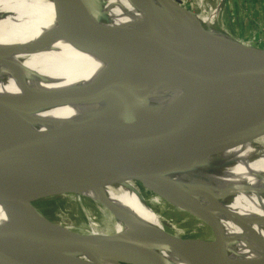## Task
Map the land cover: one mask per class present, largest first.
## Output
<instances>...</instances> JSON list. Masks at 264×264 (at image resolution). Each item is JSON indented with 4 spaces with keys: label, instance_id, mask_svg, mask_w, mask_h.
<instances>
[{
    "label": "water",
    "instance_id": "obj_1",
    "mask_svg": "<svg viewBox=\"0 0 264 264\" xmlns=\"http://www.w3.org/2000/svg\"><path fill=\"white\" fill-rule=\"evenodd\" d=\"M57 1L62 31L78 50L127 65L191 77L211 95L195 103L173 125H135L146 104L145 99L138 98L103 123L42 131L0 148V205H17L30 217L59 227L40 211V201L70 195L99 205L92 199L79 198L75 192L122 181H131L136 188L162 169L264 132V104L257 105V99L264 95V50L259 46L264 35L257 40L253 37L256 50L242 52L249 37L243 38L237 29L231 33L224 24L230 17L231 25L245 23L255 36L264 24V0H199L200 5L191 0V7L183 0H170L172 19H176L178 27H186L183 36L159 26L153 0H137L141 6L149 3L148 30L107 34L94 32L95 15L108 19L100 13L102 0ZM182 12L195 16L200 13L203 21L185 24ZM195 28L206 34L192 38ZM221 60L238 68L228 71L220 66ZM157 112L160 111L154 110L153 114ZM172 185L176 183L172 181ZM178 188L190 210L202 215L215 237L220 236L216 217L186 189ZM38 228L42 231L28 234L23 229L10 232L0 228V264H83L75 259L82 251L91 253L96 264H171L135 249L132 255H115L102 249L117 243L126 247L128 241L139 239L124 230L101 236L100 231ZM157 238L152 236L146 241L158 247L154 242ZM193 240L181 237L178 243Z\"/></svg>",
    "mask_w": 264,
    "mask_h": 264
},
{
    "label": "bare ground",
    "instance_id": "obj_2",
    "mask_svg": "<svg viewBox=\"0 0 264 264\" xmlns=\"http://www.w3.org/2000/svg\"><path fill=\"white\" fill-rule=\"evenodd\" d=\"M196 1L200 5V1ZM153 2L159 26L183 36L186 27H178L176 19H172V2ZM57 4V0H0V120L14 125L22 137L103 123L138 98L145 99L146 104L135 125L148 126L154 122L169 126L180 120L195 103L211 95L191 77L152 67L127 66L82 52L70 41L71 47L58 46L54 40L64 33ZM148 5L144 2L141 6L137 0H118L110 4L102 0L100 13L108 19L95 15L94 32H123L109 31L107 27L112 21L123 18H133L149 29ZM181 18L185 24L196 20L184 12ZM192 33V38L206 34L196 28ZM255 48L244 46L241 51ZM65 50L72 51L74 58ZM219 64L228 71L238 68L226 60ZM263 104L264 95L257 99V105ZM154 110L160 112L154 115ZM245 148L251 150L250 153ZM254 152H260L261 159L264 158V132L162 169L141 183L145 190L154 193L153 201L163 199L205 225L202 215L191 211L182 199L178 186L186 189L188 195L218 220L221 234L217 237L208 228L209 238L196 236L192 237L193 241L178 243L184 236L164 229L166 222L140 199L131 181L75 192L79 198L103 203H99L100 208L107 211L111 221L103 228L90 225L87 230H74L60 223L59 227L45 224L25 214L17 205H0V228L10 232L23 229L27 234L40 231L38 227L52 231L65 228L77 232L100 231L101 236L124 230L139 239L128 241L126 247L121 243L114 245L123 247L118 254L111 246L102 249L115 255H132L135 249L171 264H216V261L264 264V163ZM152 236H158L154 242L160 246L146 241ZM75 259L83 264H96V259L86 251L79 252ZM98 264L111 263L98 261Z\"/></svg>",
    "mask_w": 264,
    "mask_h": 264
},
{
    "label": "rangeland",
    "instance_id": "obj_3",
    "mask_svg": "<svg viewBox=\"0 0 264 264\" xmlns=\"http://www.w3.org/2000/svg\"><path fill=\"white\" fill-rule=\"evenodd\" d=\"M109 4L113 2H118V0H104ZM185 4H189L192 6L191 0H183ZM191 2V3H190ZM227 2V0H225ZM228 7V4L226 5ZM229 11H226V14ZM189 17L196 19L198 21L201 20L200 13L199 15H192L190 13L184 12ZM230 18V17H229ZM226 17V21L224 22V18H221L222 23L228 26L231 33H234L233 29L239 30L241 32V36L246 38L249 43H246L244 46L255 47L253 43H256L253 40V37L257 40V37L260 35H264V24L260 31L256 33V35H251L252 28L249 25L243 24H233ZM245 20V17H243ZM136 21L133 18L127 19H116L112 21L109 25H107L109 31H139V30H148L140 23L134 22ZM238 25V28L236 27ZM241 25V27H240ZM54 43L63 48L71 47L69 40L66 36H62L60 39H55ZM259 46L264 49V39ZM68 54H70L73 58V53L70 50H65ZM127 65V64H126ZM127 66H137V65H127ZM168 72V71H167ZM171 73V72H170ZM184 76V75H182ZM188 77V76H186ZM158 108V107H155ZM168 109H171L170 107ZM162 111V110H161ZM20 131L15 128L14 125L7 123L5 121L0 120V148L13 143L14 141L20 140L23 138L20 135ZM245 151L250 153L251 150L245 148ZM253 152V151H252ZM259 161H263L264 158L260 156V152H254ZM142 186L136 185L137 195L140 197L144 203L155 213H157L166 223L164 225V229L168 231H175L186 237H196L207 239L209 238V230L206 225H204L201 221L196 218L187 215L186 212L175 209L173 206L167 204L163 199L158 201L154 200V193L149 190H145V188H141ZM142 191V192H141ZM40 211L51 221L56 223H60L62 225L68 226L74 230L80 229H88V227H102L108 225L110 221V217L107 214V211L100 208V206L88 199L81 198L76 199L72 196H60L54 197L51 199H47L44 201H40L39 204ZM111 249L114 253L118 254L123 250L121 246H111Z\"/></svg>",
    "mask_w": 264,
    "mask_h": 264
}]
</instances>
